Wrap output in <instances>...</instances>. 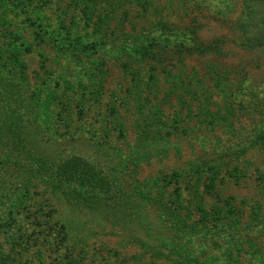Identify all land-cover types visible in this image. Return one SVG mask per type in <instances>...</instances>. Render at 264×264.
<instances>
[{"label":"rangeland","instance_id":"obj_1","mask_svg":"<svg viewBox=\"0 0 264 264\" xmlns=\"http://www.w3.org/2000/svg\"><path fill=\"white\" fill-rule=\"evenodd\" d=\"M24 1L14 23L65 46L22 56L29 84H1V107L36 128L45 164L80 159L105 191L47 168L21 195L0 184V264H264V49L236 44L264 0ZM218 38L226 62H261L241 88L177 59Z\"/></svg>","mask_w":264,"mask_h":264},{"label":"trees","instance_id":"obj_2","mask_svg":"<svg viewBox=\"0 0 264 264\" xmlns=\"http://www.w3.org/2000/svg\"><path fill=\"white\" fill-rule=\"evenodd\" d=\"M248 1L254 2L255 0H244V4L246 5ZM19 4H22L21 8L24 9V4L26 5V2L24 0H0V85L7 83L6 86H8L10 83H14L13 80L15 78H18V86L25 85L24 88H26L29 84L27 75L28 66L22 56H27L37 51V54L45 58L42 52L43 45L44 47L50 45L51 48H61L65 46V43L59 44V38L55 36L54 33L42 34L37 31H32L31 33L26 32V30L23 31L19 24L14 23V19L18 16V11H16V9L19 8ZM28 16L30 17L31 15L28 13ZM222 20L225 21L224 19ZM243 27H250L249 29L252 34L250 37H247V40L242 39L241 43H236L237 46L241 48L240 50L250 55L256 53L261 47L264 49V33L257 37L253 34L257 27L260 28L258 30H264V9L262 12H256V17L252 24L243 25ZM236 31H239V29ZM28 35L32 40L31 42H29ZM254 38H256V40H254ZM258 38H261L262 42H258ZM216 41L218 43L209 42L206 44L198 39H193L192 48L187 49L188 52L185 56L178 55L177 59L181 61V64L186 65V67L190 66L197 72V70L189 64L190 61H188L192 54L195 53L197 58L201 56L204 63L212 62L213 67L219 68V70L211 73L212 75L209 76L212 78L211 81L215 87L221 85L222 80L234 81V79H236V88H241L243 81L249 79V70L254 68L258 69L261 66L258 56L250 57L249 55H245V61H241L239 58L237 61L226 62L228 53H224L220 47L224 40L218 38ZM216 44L219 45L217 46ZM178 48L183 50L182 47ZM211 55V58H206V56ZM228 81L224 84V89L227 91L228 88L225 85L228 84ZM19 92L20 94L23 93L22 90ZM232 92L233 91H229L228 93L232 94ZM4 95H2L0 91V124L3 123L8 131L7 133H3L0 129L1 188L7 186L8 180L15 181L17 184L14 185L12 194L21 195L24 186L25 189H27L26 187H30L33 179L42 178V176L46 178V174H43V170L45 171V168H47V171L51 170V178L57 179L60 186L65 187V189H73L77 192L85 190L105 191V182L97 176L92 166L80 159L70 158L61 164L58 163L53 165L52 168H50L49 165L50 161L48 165L45 164L44 162L46 159L40 154L41 150L36 151L31 146L32 142L39 136L38 131L29 122L26 121L23 123L20 117H17L14 113L12 115L6 113V109L1 107V100H5ZM219 117H221V115H219ZM21 132L25 133L24 136ZM42 144L43 140L40 139V148ZM49 189L55 191L57 188L55 189L51 183L49 184ZM1 197H3V195L0 196V199ZM4 203L5 202L2 201V204ZM6 219L7 217L2 219L0 217V233L5 235V231L9 226L8 219ZM10 241H12L11 238ZM8 251L9 250H7V252ZM8 257H10L9 252L4 254L2 260L4 262H10Z\"/></svg>","mask_w":264,"mask_h":264}]
</instances>
